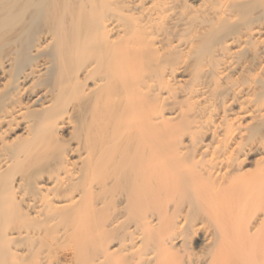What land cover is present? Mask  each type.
<instances>
[{"label": "bare ground", "instance_id": "bare-ground-1", "mask_svg": "<svg viewBox=\"0 0 264 264\" xmlns=\"http://www.w3.org/2000/svg\"><path fill=\"white\" fill-rule=\"evenodd\" d=\"M0 264H264V0H0Z\"/></svg>", "mask_w": 264, "mask_h": 264}, {"label": "rangeland", "instance_id": "rangeland-1", "mask_svg": "<svg viewBox=\"0 0 264 264\" xmlns=\"http://www.w3.org/2000/svg\"><path fill=\"white\" fill-rule=\"evenodd\" d=\"M196 242H197L198 244H196L195 252H196V250H198V251L200 250V251H201L200 248H202V247H201L202 245H201V240H200V238H198V239L196 240ZM199 244H200V245H199ZM199 246H200V248H198ZM200 251H199V252H200ZM199 252H198V253H199Z\"/></svg>", "mask_w": 264, "mask_h": 264}]
</instances>
